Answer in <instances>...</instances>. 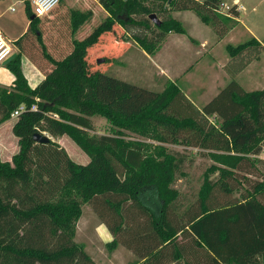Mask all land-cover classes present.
I'll return each mask as SVG.
<instances>
[{
    "label": "trees",
    "instance_id": "16d2710c",
    "mask_svg": "<svg viewBox=\"0 0 264 264\" xmlns=\"http://www.w3.org/2000/svg\"><path fill=\"white\" fill-rule=\"evenodd\" d=\"M23 1L31 14L30 1ZM98 4L107 20L84 41L73 42L63 60L42 41L43 18L32 15L28 30L13 42L19 52L5 64L14 80L9 88L0 87V123L23 110L12 128L19 150L11 163L0 159V264H94L74 241L83 203L106 226L112 242L140 264H264V183L257 182L240 200L233 195L240 181L258 175L255 162L264 164L256 158L264 150V87L246 91L234 79L260 57L264 40L252 37L226 46L224 71L231 79L199 108L174 83L157 92L99 70L95 60L121 55L129 47L127 38L152 53L169 32L184 33L173 11H194L222 37L237 25L236 6L223 12L221 0ZM77 15L73 10L72 32ZM32 35L48 71L35 56ZM21 53L44 74L34 88L21 70ZM94 115L163 143L236 153L233 171L209 183L184 208L159 185V169L167 174V163L160 166L140 143L125 141L117 130L90 136ZM35 132L70 137L89 162L75 163L54 140L35 142Z\"/></svg>",
    "mask_w": 264,
    "mask_h": 264
},
{
    "label": "rangeland",
    "instance_id": "374dc122",
    "mask_svg": "<svg viewBox=\"0 0 264 264\" xmlns=\"http://www.w3.org/2000/svg\"><path fill=\"white\" fill-rule=\"evenodd\" d=\"M68 2L72 4L73 10L78 12L74 32L71 30L73 10L64 9L63 5L66 3H59L50 16L42 17L43 22L40 25L41 38L47 51L59 60H63L72 53L73 42H82L87 39L108 18L107 12L98 4V0H68ZM60 8L63 11H60ZM187 13L190 14L186 20L187 31L183 23L179 21L185 30L184 33L169 32L174 37L165 40L166 45L164 41L156 55H152L153 52L147 53L136 41L127 38L131 48L121 55L116 54L115 58L106 57L110 60L109 62L105 57L98 58V60L102 59V61L95 60L98 69L121 80L157 92H161L169 84L174 83L192 102L202 107L227 81V77L221 73L222 68H220L221 64L229 59L226 46L228 44L236 46L252 37L259 41L264 40V2L254 11L248 7L245 8L241 12L237 25L223 37H218L212 27L201 21L194 11L186 10L185 14ZM172 17L179 19L180 15L177 13ZM28 20L24 1L0 0V26L5 29L6 35L19 38ZM112 34L116 35L117 39L121 38L117 31ZM203 38L208 41V44L202 42ZM36 40L33 36L35 56L48 71L50 65L45 59L43 60L41 54L37 53ZM157 64L163 66L164 70L161 71ZM164 71L166 75L162 74ZM246 72L234 78L244 90L254 91L264 87V50L257 59V63L253 65V71ZM14 119L16 120V117ZM210 119L217 123L215 117ZM91 120L94 130L88 132L90 136L108 135L117 130L125 141L140 143L149 158L160 166L167 163V174L163 172V168L159 169L162 170L159 172V185L184 208L196 200L209 183L217 182L223 178L224 174L233 171L230 163L236 153L163 143L150 134L114 126L101 115H94ZM12 128V122L4 125L0 123V159L3 162L11 163L12 157L19 150L18 138L14 135ZM44 134L58 142L75 163L86 165L89 162L88 156L70 137L66 135L52 137L46 132ZM256 158L264 160V153L262 152ZM179 159L182 161L174 165ZM255 164L258 175L246 176L248 182L240 181L239 188L233 192L238 200L241 194L249 195L257 182L264 183V164L257 162ZM166 176L168 181L165 179ZM61 196L62 192L58 193L56 200H59ZM80 209V215L75 223L74 241L82 247L94 264H140L142 262L129 250L112 242L113 238L108 229L99 221L88 204L83 203Z\"/></svg>",
    "mask_w": 264,
    "mask_h": 264
},
{
    "label": "crops",
    "instance_id": "0c3cea01",
    "mask_svg": "<svg viewBox=\"0 0 264 264\" xmlns=\"http://www.w3.org/2000/svg\"><path fill=\"white\" fill-rule=\"evenodd\" d=\"M23 1V0H22ZM29 1V0H28ZM222 1V10L223 11H226L229 7H231V6H233V5H235L236 6V8H237V11H238V13H239V17H238V19H237V23L240 21V17H241V12L243 11V10H245V8H249V9H251V10H256V8L258 7V6H260V4H262L263 2H264V0H221ZM25 3V2H24ZM65 5H63V8L64 9H68V8H70V9H68V10H73V6H72V4H70L69 2H68V0H65ZM58 7V6H57ZM56 7V8H57ZM27 10V9H26ZM60 11H63V10H61V8H60ZM28 12V11H27ZM185 12L186 11H173V13H172V16L174 15V16H176V14L178 13L179 15H180V17H179V19H177V18H175V19H177L178 21H180L181 23H183V25H184V27H185V29H186V31H187V27H186V20L189 18V16H190V14H185ZM32 14V13H31ZM31 14H29L28 13V16H29V20L25 23V26L23 27V31H22V35L28 30V28H29V25H30V19L32 18V15ZM52 14V13H51ZM50 14V15H51ZM50 15H48V16H50ZM200 19V18H199ZM232 30V29H231ZM230 30V31H231ZM229 31V32H230ZM228 32V33H229ZM183 34V33H182ZM0 35H2L3 37H5L7 40H9L11 43H12V52L13 53H15V54H17L18 52H19V49L14 45V41L17 39V38H11V37H9L8 35H6V33H5V29L3 28V27H1L0 26ZM167 35H170V36H168L167 37ZM165 37H164V39L160 42V44L156 47V49L153 51V54L152 55H156L157 54V51H159V49L161 48V44H163V42L165 41V40H167V39H170L171 37H174V36H172L171 35V33L169 34H167ZM225 36V35H224ZM20 37V36H19ZM167 37V38H166ZM223 37V36H222ZM202 40V42L203 43H207L208 44V41H206L204 38L203 39H201ZM177 42H178V39H177ZM166 43V41L164 42V44ZM128 44H129V47L126 49V51H128L130 48H131V44H130V42H128ZM206 44V45H207ZM166 45V44H165ZM203 47H205V45H202ZM227 61V60H226ZM226 61L224 62V63H222L221 64V66H220V68H222L221 69V73L225 76V77H227L226 78V83H224V85H222V87H224L227 83H228V81L230 80V77H229V75L224 71V65H225V63H226ZM255 62L257 63V60H255ZM255 62H253V64L251 65V66H247V67H249L248 68V70H247V67L242 71V72H240V73H243L244 71H247L248 73H251L252 71H253V65H255L256 63ZM20 64H21V70H22V72H23V74H24V76H25V78H26V80H27V82H28V84H29V86L31 87V88H34L43 78H44V75H43V72L38 68V66L34 63V62H32L30 59H29V57L27 56V55H25V54H23V53H21V57H20ZM0 65H2V66H0V87H4V88H8V87H10L11 86V84H12V82H13V80H14V75L9 71V69H7L6 68V66L5 65H3V64H0ZM157 66H159L160 67V70L162 71V70H164L163 69V66H161L160 64H157ZM246 72V73H247ZM239 73V74H240ZM162 74H164V75H166V72L164 71ZM238 74V75H239ZM237 76V75H236ZM235 76V77H236ZM221 87V88H222ZM219 91V90H218ZM217 91V92H218ZM188 97V96H187ZM189 98V97H188ZM194 103V102H193ZM195 104V103H194ZM196 105V104H195ZM204 105V104H203ZM197 106V105H196ZM198 107V106H197ZM200 108V107H199ZM10 122H12L13 124H14V122H15V119H14V117H11L10 119H8V120H6V121H4V122H2V124L4 125V124H9ZM101 226V225H100ZM102 228V227H101ZM109 238H111L110 236H109Z\"/></svg>",
    "mask_w": 264,
    "mask_h": 264
},
{
    "label": "built area",
    "instance_id": "2783aa9c",
    "mask_svg": "<svg viewBox=\"0 0 264 264\" xmlns=\"http://www.w3.org/2000/svg\"><path fill=\"white\" fill-rule=\"evenodd\" d=\"M31 5L32 14L36 17L42 18L50 15L56 7L59 5L60 0H29ZM13 10V8H11ZM12 44L5 37L0 35V64L12 54ZM36 107L33 105L31 107L34 110ZM23 110V106L15 110L11 117H17L19 113ZM264 153V150L262 151Z\"/></svg>",
    "mask_w": 264,
    "mask_h": 264
},
{
    "label": "water",
    "instance_id": "95a60500",
    "mask_svg": "<svg viewBox=\"0 0 264 264\" xmlns=\"http://www.w3.org/2000/svg\"><path fill=\"white\" fill-rule=\"evenodd\" d=\"M34 17V16H32ZM149 18L157 25L160 24V20L157 18V16L155 14H150L149 15ZM16 56L15 53H12L8 58H6L4 61H3V65H5L7 62H9L10 60H12L14 57ZM102 61V59L100 60ZM32 138L35 142H38V143H45V142H48L50 140V137H48L47 135L45 134H42L40 132H35L33 135H32Z\"/></svg>",
    "mask_w": 264,
    "mask_h": 264
}]
</instances>
